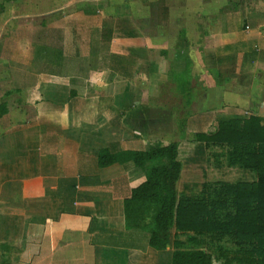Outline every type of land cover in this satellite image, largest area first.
Returning <instances> with one entry per match:
<instances>
[{
    "label": "crops",
    "instance_id": "obj_1",
    "mask_svg": "<svg viewBox=\"0 0 264 264\" xmlns=\"http://www.w3.org/2000/svg\"><path fill=\"white\" fill-rule=\"evenodd\" d=\"M101 2L100 21L83 36L74 12L84 7L87 15V0L70 10L65 0H0V86L8 83L12 61L22 65L20 74L31 72L38 93L32 102H0L6 108L0 111V264H158L149 232L127 229L125 221L124 202L146 172L133 163L100 167V152L176 142L177 192L197 185L199 193L205 182L220 180L204 179L205 167L194 160L185 182L190 168L182 159L179 123L195 128L196 137L217 122L264 117V0H225L218 18L180 19L172 36L170 22L139 24ZM106 20L113 27L107 43L101 37ZM143 68L144 93L136 83ZM171 75H186L191 84L176 111L160 97ZM14 91L22 93L17 87L5 96ZM244 109L255 112L246 117ZM25 123L30 127L23 133L18 128ZM235 171L242 181L256 179Z\"/></svg>",
    "mask_w": 264,
    "mask_h": 264
},
{
    "label": "trees",
    "instance_id": "obj_2",
    "mask_svg": "<svg viewBox=\"0 0 264 264\" xmlns=\"http://www.w3.org/2000/svg\"><path fill=\"white\" fill-rule=\"evenodd\" d=\"M112 31V21H104L103 42L111 41ZM0 111H6L4 105ZM194 141L206 148L226 147L228 166L249 171L256 179L205 182L199 193L179 195L178 143L150 151L102 150L100 167L133 163L147 175L124 202L126 228L149 232L158 264H214L209 250L225 238L238 249L222 251L223 264H264V117L222 121L211 132L197 133Z\"/></svg>",
    "mask_w": 264,
    "mask_h": 264
},
{
    "label": "rangeland",
    "instance_id": "obj_3",
    "mask_svg": "<svg viewBox=\"0 0 264 264\" xmlns=\"http://www.w3.org/2000/svg\"><path fill=\"white\" fill-rule=\"evenodd\" d=\"M81 1L82 4L84 5L85 0H65V4L70 5L68 8L69 10L74 6L73 2H78ZM233 2V1H231ZM104 4L105 7L107 8L108 6L111 7L114 11H116V14L119 16L124 15L125 17L128 18V16L134 17V19L140 24L144 23L145 20H158V21H164V22H170V26L167 27V35H175L177 34V27L178 24L174 22H178L180 19L187 20L191 18H218L220 13L224 10L225 7V0H102L101 3L99 4ZM87 5L89 6L88 13L87 15L84 13L83 9H77L76 16L78 17L75 20H80V22L83 24L81 28H76V32L79 34H83L85 36L86 34L91 35L92 32V27H89L92 23H95L96 20L100 21V14L97 12L98 11V4L97 0H87ZM66 11L67 13L69 12ZM71 15V14H69ZM99 16V18H98ZM197 16V17H196ZM98 18V19H96ZM88 26V27H86ZM156 23L153 25V29L157 30L155 27ZM15 26H9L10 31L14 29ZM142 26V30H143ZM181 29L183 27H180ZM16 28L14 29V31ZM159 30H163V28H159ZM158 31V30H157ZM162 33V32H161ZM159 34V33H157ZM99 45V44H98ZM12 50L15 52V48L11 47ZM10 48V50H11ZM76 48V47H75ZM83 49V48H82ZM91 50V48H90ZM99 46L98 50L95 51L98 53L99 51ZM166 50V49H165ZM76 51V50H73ZM88 51V50H87ZM83 52V50H82ZM167 52V51H166ZM168 57V54H166ZM27 59V58H26ZM25 59V66L27 70V60ZM176 61V60H175ZM178 64V62H175ZM32 64V63H31ZM30 64V65H31ZM35 65V64H34ZM35 67V66H34ZM33 67V68H34ZM42 69V67H41ZM9 76H8V83L6 85V82L2 84L1 89H0V102H3V100L8 99L9 102H13V104H17L18 102H25L26 99L29 100V102L34 101V97L36 98L35 91L33 90L34 85V78L30 74H25L22 73L24 70H22V65L18 64L16 66L15 62H10L9 63ZM29 70V69H28ZM145 69L143 68L141 70V73L138 74L136 83L138 86H141L139 89L142 93H144V80L146 75L144 74ZM19 72V74L17 73ZM29 72V71H27ZM34 72V71H33ZM20 76V77H19ZM95 81L102 79V75H94L92 77ZM168 80H165V85L162 86L161 90L163 91L164 95L160 96L163 100L166 102H172V105H170L169 109H173L176 111L177 107L175 106L178 102H181V94L185 92L184 88H188L190 86V82L188 79V76H180V75H175V76H166ZM188 79V80H187ZM158 89L161 84V80L158 79ZM182 81V83L180 82ZM36 84V83H35ZM19 88L21 90V94L16 93L15 91L13 92L12 96H5L6 92L9 91L12 88ZM191 87V86H190ZM23 89V91H22ZM14 90V89H13ZM177 92V95H176ZM165 94H168L165 95ZM179 96V97H177ZM59 98L64 97V93L59 91ZM144 95L138 96L137 99L142 100ZM184 97V95H183ZM38 98V97H37ZM24 100V101H23ZM187 111V114H190L191 111L190 108H185ZM255 111L254 110H249V109H244L243 115L244 116H249L251 113L253 114ZM186 114V112H185ZM264 114V113H263ZM182 115V116H181ZM180 118L184 119V114H181ZM181 127L183 126V137L181 138V143L183 145L182 147V159L185 161L184 163H187L189 165V170L185 173V182H189L192 177L194 172L192 170V161L195 160V164H200V167L204 166L205 169L203 171L204 173V179L208 180H220V181H240L242 179V175L240 172L235 171V167L231 168L228 166V152L229 150L225 147H209L205 148L203 145H200L198 142L193 141L195 138V128H192L189 125V128H187L186 123H179ZM218 122L215 123L213 128L217 127ZM30 127L29 123L22 124L18 129L25 133L28 132L27 129ZM212 129V128H211ZM196 146V147H195ZM201 147V151L198 150V148ZM198 150V151H195ZM196 173V172H195ZM202 172L200 173L199 177H201ZM189 176V177H188ZM194 179L197 180V175H194ZM200 186L194 185V187H184L180 188L181 191H183V194H194L198 192L201 188ZM171 242H173L174 237H175V231H172L171 234ZM187 240V237H186ZM186 248V247H185ZM183 249V248H182ZM238 248L235 244V242L229 238H225L221 241H218L216 244L212 245L210 248V253L214 259V264H223L224 259L221 257V252L224 250L234 252Z\"/></svg>",
    "mask_w": 264,
    "mask_h": 264
}]
</instances>
